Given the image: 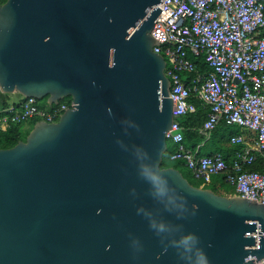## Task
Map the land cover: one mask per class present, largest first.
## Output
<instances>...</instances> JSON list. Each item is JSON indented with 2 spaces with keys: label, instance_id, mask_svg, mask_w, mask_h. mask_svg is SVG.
Wrapping results in <instances>:
<instances>
[{
  "label": "water",
  "instance_id": "95a60500",
  "mask_svg": "<svg viewBox=\"0 0 264 264\" xmlns=\"http://www.w3.org/2000/svg\"><path fill=\"white\" fill-rule=\"evenodd\" d=\"M162 2L0 4V92L71 100L0 149V264L264 261V204L161 167L172 97L150 31Z\"/></svg>",
  "mask_w": 264,
  "mask_h": 264
},
{
  "label": "built area",
  "instance_id": "2783aa9c",
  "mask_svg": "<svg viewBox=\"0 0 264 264\" xmlns=\"http://www.w3.org/2000/svg\"><path fill=\"white\" fill-rule=\"evenodd\" d=\"M166 19H155L150 31L158 42L153 52L163 56V73L169 80L173 121L166 142L176 148L171 161H181L203 184L222 175L234 195L264 204V0H163ZM202 59L206 71H197ZM206 109L202 131L208 137L221 121L236 124L247 135H232L238 146L228 162L220 153L199 155L182 145L178 118ZM71 107V100L42 108L36 98L0 108V131L10 124L36 118L56 122ZM257 264H264L260 261Z\"/></svg>",
  "mask_w": 264,
  "mask_h": 264
},
{
  "label": "trees",
  "instance_id": "16d2710c",
  "mask_svg": "<svg viewBox=\"0 0 264 264\" xmlns=\"http://www.w3.org/2000/svg\"><path fill=\"white\" fill-rule=\"evenodd\" d=\"M5 0H0V4H2ZM194 63L196 64L197 71L204 72L206 71V66L203 63L202 59L198 58L194 60ZM18 94V93H16ZM18 98L16 100H12L10 97V94H3L0 92V108L7 107L10 103H18L21 100V95L18 94ZM69 98H64L58 102V104L67 102ZM195 104L197 107V110L194 113L186 114L180 118L177 119L181 129H182V145L185 148L188 149H194L196 146L200 145L198 154H204V155H212L215 153H220L226 162L229 161L230 157L232 156L233 152L238 148V146H231L228 145L227 142L229 141V138L234 134L238 135V133L230 134L228 137H222L220 136V130L224 127L229 126L230 124H227L225 121L219 122V124L210 132L209 136L207 137L205 133L202 131V125L206 119V109L202 108L200 103L196 100ZM39 105L42 108H53L55 105L52 106H46L45 102L42 100H38ZM29 122L30 128L28 130H25L22 126L23 123ZM21 123H15L10 124L9 127L5 131H0V149L3 148H10L13 145H15L18 141L24 140L28 131L31 129L33 124L36 122V120H29ZM219 139V140H216ZM214 140V141H213ZM212 141L214 150L210 151H201L202 146L205 145L206 142ZM176 148L174 145H169L167 143V149L165 153L162 156L161 161V167H173L178 169L182 175L189 181L190 184H192L195 187H202V188H209L215 193L223 192L224 194L233 195L234 189L233 187L229 186L225 181L222 175H213L219 178L218 183L213 182V179L211 177V183H209L208 186H205L200 180H196L191 175V178L193 181H196L194 183L190 180V177L187 176L182 169L186 168L181 161L177 160V164L173 165L171 164V160L169 159V154ZM202 152V153H201Z\"/></svg>",
  "mask_w": 264,
  "mask_h": 264
},
{
  "label": "rangeland",
  "instance_id": "374dc122",
  "mask_svg": "<svg viewBox=\"0 0 264 264\" xmlns=\"http://www.w3.org/2000/svg\"><path fill=\"white\" fill-rule=\"evenodd\" d=\"M42 100V99H41ZM42 101H44V99L42 100ZM22 126H23V128L25 129V130H28L29 128H30V125H29V122H25V123H23L22 124ZM233 133H240V134H242V135H246V133H248V131L245 129V128H243V127H241V126H238V125H236V124H230L229 126H227V127H224V128H222L221 130H220V136H222V137H228L230 134H233ZM216 140H219V139H216L215 138V141ZM214 141V140H213ZM169 145L171 144V145H173L172 143H170V142H167ZM210 150H214V147H213V144H212V141H208V142H206L205 143V145L204 146H202V148H201V151L202 152H204V151H210ZM201 152V153H202ZM201 155H204V154H201ZM171 162V164H173V165H176L178 162L177 161H170ZM182 171L187 175V176H189L190 177V180L191 181H193V179L191 178V171L186 167V168H183L182 169ZM214 177H216V176H213L212 177V179L214 178ZM194 183H196V181H193ZM209 184H205V186H208ZM221 190H219V193L220 194H223V195H226V196H231V195H229V194H224L223 192H220Z\"/></svg>",
  "mask_w": 264,
  "mask_h": 264
},
{
  "label": "crops",
  "instance_id": "0c3cea01",
  "mask_svg": "<svg viewBox=\"0 0 264 264\" xmlns=\"http://www.w3.org/2000/svg\"><path fill=\"white\" fill-rule=\"evenodd\" d=\"M10 97H11V99L12 100H16L19 96H18V94H16V93H12V94H10ZM238 134H240V133H238ZM248 133H246V135H247ZM234 135V134H233ZM242 135V134H241ZM227 144H228V142H227ZM229 145V144H228ZM231 158V157H230ZM218 181H219V178L218 177H214L213 178V182H217L218 183Z\"/></svg>",
  "mask_w": 264,
  "mask_h": 264
},
{
  "label": "clouds",
  "instance_id": "9594fccd",
  "mask_svg": "<svg viewBox=\"0 0 264 264\" xmlns=\"http://www.w3.org/2000/svg\"><path fill=\"white\" fill-rule=\"evenodd\" d=\"M153 182H155L156 180V177L152 176V177H149ZM201 261H200V264H207V259H206V256L203 252H201Z\"/></svg>",
  "mask_w": 264,
  "mask_h": 264
}]
</instances>
